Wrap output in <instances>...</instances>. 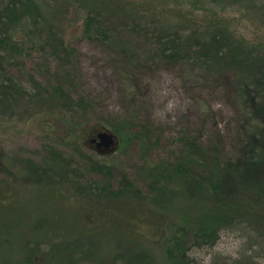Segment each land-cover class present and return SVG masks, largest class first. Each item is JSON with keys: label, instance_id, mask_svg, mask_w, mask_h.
I'll list each match as a JSON object with an SVG mask.
<instances>
[{"label": "rangeland", "instance_id": "1", "mask_svg": "<svg viewBox=\"0 0 264 264\" xmlns=\"http://www.w3.org/2000/svg\"><path fill=\"white\" fill-rule=\"evenodd\" d=\"M35 1L40 9L38 20L28 19L17 33L21 40L31 37L34 41L27 50L29 56L21 62L23 71L34 77L36 85H31L26 77L29 79L26 91L30 95L20 94L16 103L0 108V264H27L30 253L35 264H45V256L57 253L49 252L52 245L61 248L63 239H67L64 234L71 236L75 227L81 229L77 234L83 231L88 236L110 232L101 236L100 241L90 239L91 243L83 248L97 247L100 253L107 256L108 252L112 257L121 230L115 232L116 225L109 213L115 214L116 205L132 204L125 199L114 202L106 197L96 198L100 194L93 184L101 187L108 181L97 172L86 173L84 177L91 183L92 188H84L89 192L73 183L76 174L70 166L59 165L62 168L55 176L52 173L45 176L48 161L45 163L44 159L52 148L69 154L80 153V149L97 155L111 167L113 191L120 188L124 174L137 179L141 167L148 170L163 160L176 159L182 146L179 138L186 134L202 137L205 145H211L218 144L216 136L220 131L227 139L226 144H231L235 137V123L231 121L235 112L224 89H194L188 80L191 77L187 78L179 68L173 70L159 63L154 56L156 45H151V37L163 34L164 29L184 36L194 32L201 36L208 34L209 24L222 22L218 17L214 21L218 16L212 14L215 9H208L197 0ZM263 1L256 0L247 9L230 7L222 12L217 8L216 13L229 24L233 35H241L253 44H264V13L259 9ZM89 14H97L98 20L87 28ZM51 34L58 46L62 41L68 51L52 49ZM209 79L214 77L206 80L210 84ZM58 85L67 93L63 99L67 104L51 94H40L42 89L53 92L51 87ZM81 100L86 107H73ZM126 122L133 123L138 133L143 125L151 127L149 141L136 138L122 145L118 137V150L105 154L96 153L90 146L94 131L103 126L102 130L113 132L115 124ZM71 132L75 134L70 135ZM80 164L77 160L76 165ZM66 171L69 176L62 173ZM40 178L42 182L37 183ZM46 220L51 221L46 226L47 235L36 229ZM154 227L150 222L145 228V240L152 242L147 246L154 253H161ZM237 235L238 232L224 231L213 248L193 250L194 261L229 264L230 260L232 263L241 259L246 238ZM47 236L52 243L43 246L44 256L36 255L38 248L33 243ZM260 248L262 254H257ZM63 251L58 250L56 260L49 264H70ZM157 257L159 264H165L162 257ZM255 259L256 263L264 264V244L256 246Z\"/></svg>", "mask_w": 264, "mask_h": 264}, {"label": "trees", "instance_id": "2", "mask_svg": "<svg viewBox=\"0 0 264 264\" xmlns=\"http://www.w3.org/2000/svg\"><path fill=\"white\" fill-rule=\"evenodd\" d=\"M196 2L209 6L208 9H215L212 14L218 16L214 17V21L219 18L222 23L215 21L214 25L209 24L206 30L208 34L201 36L196 32L184 36L164 29L163 34L151 37V45H156L154 56L159 63L173 70L179 68L187 78L191 77L188 80L192 82L194 89H224L228 103L235 112L231 120L235 123V137L228 144L231 149H227V139L220 131L216 136L218 144L211 145H205L202 137L186 134L177 140L182 146L176 159L163 160L156 168L148 170L141 167L137 179L124 174L120 188L113 191L110 190L112 170L105 160L80 149V153L75 154L49 149L44 159L45 163L48 161L45 176L50 177L51 173L55 176L62 168L59 165L64 168L70 166L76 174L73 183L76 182L80 189L86 191L84 188H92L91 183L84 180L86 173L97 172L106 176L108 181L101 187L93 184L97 188V194H100L96 198L102 200V197H106L107 201L114 202H124L120 200L125 199L132 205L114 207L111 203L115 214L109 213V216L116 225L115 232L121 230L117 234L113 258L108 252L107 256L100 253L97 247L88 250L83 248L85 244L91 243L90 239L100 241L101 236L110 232L103 231L88 236L83 231L77 234L81 229L76 230L75 227L71 236L64 234L67 239L62 238L61 248L52 245L49 252L57 253L45 256V264L55 261L58 250L62 249L70 264H159L157 256L162 257L165 264H197L192 251L213 248L224 231L238 232L241 238H246L245 248L240 251L241 259H234L232 263L230 260L229 264H258L255 262V249L264 244V44H253L241 35H233L229 24L223 22V17L216 13L217 8L222 12L230 7L247 9L255 5L256 0ZM259 9L264 13V3ZM96 15L89 14L87 28L97 22ZM39 16L40 9L35 0H0V108H5V104L16 103L20 94H29L25 86L27 80L30 79L31 85H36L34 77L28 71H23L24 62H21L24 57L29 56L27 50H30L29 45L34 41L31 37L27 41V37L21 40L17 31L28 19L38 20ZM51 36L53 38V34ZM48 43L51 44L50 41ZM41 45V50H45L43 42ZM59 46L54 41L51 47L61 49L62 52L68 51L67 45L62 41H59ZM52 52L56 53L54 50ZM210 76L214 79H209V84L206 80ZM50 90L53 92L42 89L40 94L45 92L47 95L51 94L52 98L65 102L63 99L67 93L63 87L58 85ZM39 92L40 90L37 97ZM74 106L86 107L84 100ZM113 127V132L121 138L122 145L136 138L149 141L152 129L143 125L140 127L142 131L138 133L134 129L135 125L130 122L115 124ZM73 134L75 132L70 135ZM77 160L81 162V166L76 165ZM62 173L69 176L67 171ZM40 179L37 183L42 182L43 179ZM103 193L107 196H102ZM100 214L105 216L104 213ZM150 222L154 223V238L161 244V253H154L155 250L147 246L152 242L145 240L144 231ZM47 225H51V221L46 220L43 226L36 229L46 234ZM51 243L48 236L34 242V246L38 248L36 255L42 253L44 256L43 246ZM248 251L253 254L247 255ZM257 254H262L261 248ZM32 255L28 254L27 264H35L31 259Z\"/></svg>", "mask_w": 264, "mask_h": 264}, {"label": "flooded vegetation", "instance_id": "3", "mask_svg": "<svg viewBox=\"0 0 264 264\" xmlns=\"http://www.w3.org/2000/svg\"><path fill=\"white\" fill-rule=\"evenodd\" d=\"M101 133H106V134L111 135L112 141H110V143H108V140H104V142L103 141L100 142L101 139L99 138V135ZM89 144L96 151V153L105 154V153L111 152V150H112V152H114V151L116 152L119 148L120 140L114 132H112L110 130H106V129H104V130L98 129L92 133L91 139L89 140ZM90 155H92V153H90ZM96 157L99 158V156H97V155H96Z\"/></svg>", "mask_w": 264, "mask_h": 264}, {"label": "water", "instance_id": "4", "mask_svg": "<svg viewBox=\"0 0 264 264\" xmlns=\"http://www.w3.org/2000/svg\"><path fill=\"white\" fill-rule=\"evenodd\" d=\"M99 138L101 139L100 142H102V141L104 142V140H108V143H110V141H112V136L109 134H106V133H101L99 135Z\"/></svg>", "mask_w": 264, "mask_h": 264}]
</instances>
